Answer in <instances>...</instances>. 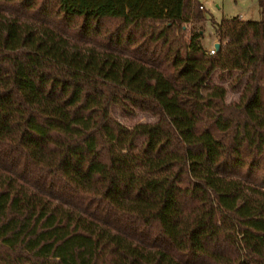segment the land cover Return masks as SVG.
<instances>
[{
	"label": "trees",
	"instance_id": "16d2710c",
	"mask_svg": "<svg viewBox=\"0 0 264 264\" xmlns=\"http://www.w3.org/2000/svg\"><path fill=\"white\" fill-rule=\"evenodd\" d=\"M202 6L0 0V264H264V18Z\"/></svg>",
	"mask_w": 264,
	"mask_h": 264
},
{
	"label": "rangeland",
	"instance_id": "374dc122",
	"mask_svg": "<svg viewBox=\"0 0 264 264\" xmlns=\"http://www.w3.org/2000/svg\"><path fill=\"white\" fill-rule=\"evenodd\" d=\"M204 6L206 20L200 23H188L189 32L201 30L203 32L202 43L206 48L211 47L215 40L214 23L226 17L240 16L247 19H263L264 8L259 0H199ZM189 34V33H188ZM237 73V72H236ZM232 78L220 79L219 72L216 70L212 75V82H220L229 85ZM239 91L229 89L227 100L231 101L238 98ZM111 114L125 125L133 126L140 121H153L156 117L148 113L137 112L135 115L124 113L118 105L111 106Z\"/></svg>",
	"mask_w": 264,
	"mask_h": 264
},
{
	"label": "built area",
	"instance_id": "2783aa9c",
	"mask_svg": "<svg viewBox=\"0 0 264 264\" xmlns=\"http://www.w3.org/2000/svg\"><path fill=\"white\" fill-rule=\"evenodd\" d=\"M202 7H204V6H202ZM217 50H218V48L216 47L215 44H213L211 47L207 48V52H208L209 54H214V53L217 52Z\"/></svg>",
	"mask_w": 264,
	"mask_h": 264
},
{
	"label": "water",
	"instance_id": "95a60500",
	"mask_svg": "<svg viewBox=\"0 0 264 264\" xmlns=\"http://www.w3.org/2000/svg\"><path fill=\"white\" fill-rule=\"evenodd\" d=\"M215 45L219 49L220 48V45H221L220 41H218Z\"/></svg>",
	"mask_w": 264,
	"mask_h": 264
},
{
	"label": "crops",
	"instance_id": "0c3cea01",
	"mask_svg": "<svg viewBox=\"0 0 264 264\" xmlns=\"http://www.w3.org/2000/svg\"><path fill=\"white\" fill-rule=\"evenodd\" d=\"M217 42H218V39L215 40V43L214 44H216Z\"/></svg>",
	"mask_w": 264,
	"mask_h": 264
}]
</instances>
